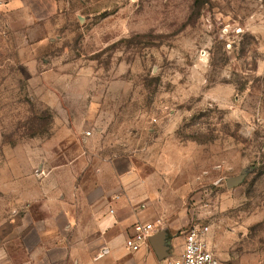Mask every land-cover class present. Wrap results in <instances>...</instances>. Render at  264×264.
Here are the masks:
<instances>
[{
	"label": "rangeland",
	"instance_id": "374dc122",
	"mask_svg": "<svg viewBox=\"0 0 264 264\" xmlns=\"http://www.w3.org/2000/svg\"><path fill=\"white\" fill-rule=\"evenodd\" d=\"M96 123L167 258L198 224L222 264H264V0H0V246Z\"/></svg>",
	"mask_w": 264,
	"mask_h": 264
},
{
	"label": "crops",
	"instance_id": "0c3cea01",
	"mask_svg": "<svg viewBox=\"0 0 264 264\" xmlns=\"http://www.w3.org/2000/svg\"><path fill=\"white\" fill-rule=\"evenodd\" d=\"M94 125L90 136L76 135L83 146L74 157L66 158V144L57 142L52 154L59 162L41 164L37 188H23L26 222L0 246V264H167L150 245L136 252L124 246L134 224L157 213H142L141 183L125 155L97 144L103 126ZM164 242L172 243L168 232ZM105 248L109 253L99 256Z\"/></svg>",
	"mask_w": 264,
	"mask_h": 264
},
{
	"label": "built area",
	"instance_id": "2783aa9c",
	"mask_svg": "<svg viewBox=\"0 0 264 264\" xmlns=\"http://www.w3.org/2000/svg\"><path fill=\"white\" fill-rule=\"evenodd\" d=\"M90 135V130L85 132V136ZM110 212L113 213L112 210ZM160 226V220L135 223L133 232L124 238V246L132 252L139 251L144 246H149V237L157 233ZM207 230L208 228L204 225H191L182 236L180 253L175 258H171V256L167 258V264H222L207 244ZM107 253H109V249L105 248L99 256Z\"/></svg>",
	"mask_w": 264,
	"mask_h": 264
},
{
	"label": "water",
	"instance_id": "95a60500",
	"mask_svg": "<svg viewBox=\"0 0 264 264\" xmlns=\"http://www.w3.org/2000/svg\"><path fill=\"white\" fill-rule=\"evenodd\" d=\"M246 176V172L242 171L239 175L226 179V186L234 188L239 186ZM166 231H159L149 237V245L156 252L159 259H165L171 252V244L166 245L164 242ZM171 256V255H170Z\"/></svg>",
	"mask_w": 264,
	"mask_h": 264
}]
</instances>
